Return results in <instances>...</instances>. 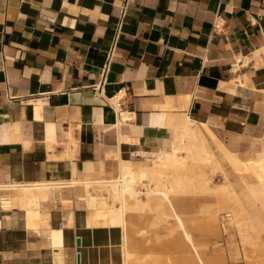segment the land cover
I'll return each instance as SVG.
<instances>
[{
  "label": "crops",
  "instance_id": "obj_1",
  "mask_svg": "<svg viewBox=\"0 0 264 264\" xmlns=\"http://www.w3.org/2000/svg\"><path fill=\"white\" fill-rule=\"evenodd\" d=\"M167 111L264 154V0H0V264H118L120 229L88 227L80 186L36 215L5 185L81 181L85 163L115 175L112 154L168 147Z\"/></svg>",
  "mask_w": 264,
  "mask_h": 264
},
{
  "label": "bare ground",
  "instance_id": "obj_2",
  "mask_svg": "<svg viewBox=\"0 0 264 264\" xmlns=\"http://www.w3.org/2000/svg\"><path fill=\"white\" fill-rule=\"evenodd\" d=\"M109 102L119 115L118 124L129 118L128 113L121 111L117 96L110 98ZM164 126L169 130L168 147L162 144L156 151H138L130 159L121 158L119 152L112 154L117 160L115 175L106 177L100 171H103L101 167L98 172L92 163H85V178L81 181L13 183L5 187L21 188L27 207L34 208L32 213L37 215L40 203L50 199L52 192L62 187L80 186L83 190L81 203L89 212L86 217L88 227L120 229L119 264H142L144 261V257L139 256L140 251L149 241L140 239L136 246L132 243V234L142 233L133 218L143 217L144 212L154 215V222L172 223L174 233L170 236L180 239L179 245L188 255V263L205 264L178 198L181 194L196 191L225 196L229 204L228 224L236 231L240 244L256 246L264 238V156L256 157L252 152L241 156L229 150L207 122H198L186 113L167 111ZM119 139L137 141L124 136ZM217 170L223 177L219 184L212 179ZM228 173L237 176L240 188L234 187ZM211 215L214 221L218 219L216 213ZM57 232L52 231L53 243L58 246L54 257L62 259L61 244L55 241L60 238Z\"/></svg>",
  "mask_w": 264,
  "mask_h": 264
},
{
  "label": "rangeland",
  "instance_id": "obj_3",
  "mask_svg": "<svg viewBox=\"0 0 264 264\" xmlns=\"http://www.w3.org/2000/svg\"><path fill=\"white\" fill-rule=\"evenodd\" d=\"M225 169L228 170L229 167H225ZM228 174L234 187L240 188L241 182L237 176L233 173ZM212 179L216 184L221 183L223 181L221 172L217 170L213 173ZM212 186L213 183H211ZM178 198L180 209L187 215L186 223L192 230L198 252L205 264H264V243L261 244L262 241L264 242V238L257 243L259 249L257 245L251 247L240 244L236 231L228 224L230 223L229 217H227L229 204L225 196L219 195V193L214 195V193L196 191L181 194ZM214 213L218 217L216 221L211 215ZM142 215L144 216L141 218L138 216L133 218L137 229H142V233L132 234V243L135 246L140 239L149 241L140 251L139 256L144 257L142 264H192L188 263V255L183 253L180 248V239L177 240L175 236L174 238L170 236V233H174L172 223L154 222V215L151 216L149 212H144ZM219 218H224V220Z\"/></svg>",
  "mask_w": 264,
  "mask_h": 264
},
{
  "label": "built area",
  "instance_id": "obj_4",
  "mask_svg": "<svg viewBox=\"0 0 264 264\" xmlns=\"http://www.w3.org/2000/svg\"><path fill=\"white\" fill-rule=\"evenodd\" d=\"M114 50H115V41H113L112 45H110L108 50H107L106 59H105V62L102 66L101 73H100V79L97 81V83H95L91 86L92 93H93L94 97H97L101 94L102 87L105 84V76L109 72V69H110V66H111V63L113 60ZM236 63H239V62L236 61ZM233 67H235V64ZM234 69L236 70L237 68H234ZM119 99H120V97H119Z\"/></svg>",
  "mask_w": 264,
  "mask_h": 264
},
{
  "label": "water",
  "instance_id": "obj_5",
  "mask_svg": "<svg viewBox=\"0 0 264 264\" xmlns=\"http://www.w3.org/2000/svg\"><path fill=\"white\" fill-rule=\"evenodd\" d=\"M76 245H77V246L80 245V240H79V238H76ZM77 262H79L78 256H77Z\"/></svg>",
  "mask_w": 264,
  "mask_h": 264
}]
</instances>
